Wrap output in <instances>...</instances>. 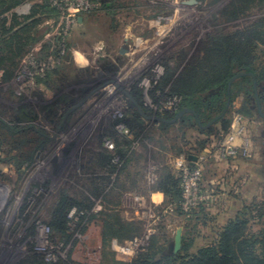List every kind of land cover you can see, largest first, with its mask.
<instances>
[{"label":"rangeland","instance_id":"obj_1","mask_svg":"<svg viewBox=\"0 0 264 264\" xmlns=\"http://www.w3.org/2000/svg\"><path fill=\"white\" fill-rule=\"evenodd\" d=\"M12 1L0 0V264L44 258L37 246L46 244L62 255L57 264H131L152 237L174 252L178 231L207 235L204 225L211 219L225 222L237 215L253 232L264 230V0H20L6 10ZM222 41L232 42L247 65L229 70L222 113L209 110L217 118L208 124L182 122L194 114L187 109L163 122L165 97L181 85L180 77L186 84L190 78L211 83L201 98L206 105L215 100ZM137 42L146 53L134 51L128 65L120 50ZM134 88L142 92V107L132 97ZM137 111L149 119L140 137L127 133L131 151L146 154L148 147L153 160L129 153L127 164L116 161L109 190L93 199L97 218L70 212L64 236L50 229V207L60 192L79 200L93 197L92 174L102 173L98 154L124 146L126 128L118 130L115 121H135ZM236 123L237 155L221 158L219 145ZM39 130L52 143L37 152L31 167L18 169L42 141ZM189 155L200 159V187L209 196L202 205L206 220L199 207L181 212L144 199L166 170L180 179L176 161L190 164ZM128 170H142L149 184L142 192L128 191L121 207L117 188ZM136 196L143 197L142 206L133 202ZM106 215H120L142 228V236L124 243L104 240Z\"/></svg>","mask_w":264,"mask_h":264},{"label":"trees","instance_id":"obj_2","mask_svg":"<svg viewBox=\"0 0 264 264\" xmlns=\"http://www.w3.org/2000/svg\"><path fill=\"white\" fill-rule=\"evenodd\" d=\"M18 4H20V0H13L12 5H9L6 10ZM222 42L221 45L223 48H218L219 50L216 51L220 59V65L218 68L216 67L217 75L215 76V82L219 85L220 91L215 97V100L212 103L208 102V105H206V102L201 98V93L205 92L211 83L209 84L207 81L196 83L195 79L190 78L186 84L187 81H184V78L182 79L180 77L179 81L182 80L180 82L181 85H178L179 87L175 88L171 94L165 97L166 99H177L175 110L173 112H162L163 119L170 121L178 113L188 109L193 111L194 114L186 116L182 122L193 120L195 123L197 121H204V124H208L217 118L213 117L209 110H214L216 107L219 108L217 115L222 113L225 107L224 98L228 96V83L232 78L229 70H232L235 64H238L239 67H247L241 57L242 55H237V48L233 47L232 42ZM132 97L137 104L141 107L143 106L141 90L134 88ZM118 125H123L128 134L133 133L137 137H140L146 130L144 119L138 111L135 121L121 119L115 121V126L117 127ZM163 126L165 128L169 127L168 124H163ZM227 127L228 124H225L223 129L227 130ZM36 133L42 141L39 142L36 150L24 163L18 164V169L23 164L31 167L34 164L37 152L45 150L52 143L44 132L39 130ZM128 134L124 136L126 141L123 147L115 149L114 153L103 152L97 156V163L99 164L101 172L107 174L109 177L117 170L114 167L116 166V160L124 165L129 161L128 153L132 147V143L126 139ZM181 183V178L178 179L171 176L166 170V172L160 174L157 187L168 199L170 205L182 212L183 196ZM93 194L95 198L101 196V193L98 192ZM93 209L94 203L90 198L79 200L66 191H62L56 196L54 203L50 207L49 228L54 229L59 235L64 236L67 232L68 216L71 211L76 210V213L81 215L82 219L88 217V219L93 221L97 218L95 214H92ZM196 210H192L191 212ZM198 210L204 214V219L206 220L208 218V214L205 213L206 209L201 205ZM244 210L247 211L248 208H244ZM211 222L212 224L208 227L207 224L204 225L208 228L207 235H201L198 232L195 237L191 232L187 237L183 236L181 249L177 253L168 251L159 245L155 237H152L146 250L138 253L131 264H264V230L257 233L253 232L249 227L248 220L240 215L230 217L225 222L213 219H211ZM102 223L104 240H116L119 243H124L125 241H132L142 236V228L136 227L135 224L126 223L120 215H106ZM198 238H201L204 245L197 246ZM26 264H45V262L44 258L34 256ZM59 264L69 263L60 262Z\"/></svg>","mask_w":264,"mask_h":264},{"label":"crops","instance_id":"obj_3","mask_svg":"<svg viewBox=\"0 0 264 264\" xmlns=\"http://www.w3.org/2000/svg\"><path fill=\"white\" fill-rule=\"evenodd\" d=\"M141 43L142 42H137V43H135L133 45H132V43H130L132 45L131 46L132 47L131 50H129V47H128L129 45H128L127 48H124V49H126V53L123 54V55L120 54L121 55L120 58H125L128 61L127 64L130 65L133 62V56L135 54L134 51L138 50V52H140L143 55H145V53H146L145 50L146 49H144V48H146V47H145V45H141ZM140 60H142V59H140ZM126 69L127 70L123 74V76H124L123 78L128 79V77L131 74L130 73L131 67H127L126 66ZM138 112L140 113V115L144 119V122L146 121L145 119H147V120L149 119L148 117L143 115L141 113V111H138ZM163 122L168 123V121H163ZM128 138H131V137L127 136L126 139L129 140ZM131 148H130L129 153L134 154L136 160L139 159L140 157L144 158L145 162H148L151 159L153 160V153H151V151L148 150V147L145 149L146 154L143 153L144 149H142V151L138 150V149H133L134 151L132 150L133 151L132 152ZM187 161L190 164H197V163H199L200 159L197 158L196 156L189 155L188 158H187ZM180 163H181V159H177L176 164H177L178 168H179ZM168 168H169V166H168ZM179 171H180V169H179ZM170 175L175 177V178H177L176 175L172 172V170L170 172ZM99 176H100V178H98ZM125 178L131 179V183H129V184L126 183V179ZM125 178H123L120 181V183L118 185V188H117L118 189L117 205L121 206V207H123L125 205L126 193L128 191H132V192H139L140 191V192H142L145 189L147 190V184H149V181L147 180L146 176L143 174L142 170L141 171L139 170V171H136V172L128 170L126 172V177ZM92 179H93L92 183L94 185L92 187V193L98 192V193H101V195L102 194L105 195L106 191L109 190L110 177L107 174H105V173H101V175H99V173L97 172V173H93L92 174ZM157 186H158V180L152 186L148 187V195L144 199H146L148 204L151 205V206L160 207V206H164L165 204H168L169 206H171L170 203L168 202V199L165 197V195L163 193H161L158 190ZM132 198H133V202L134 203L142 206V203L144 202V199H143L142 196H140V197L136 196V197H132ZM90 199L94 203L93 199H96L94 197V194H93V197H90ZM94 207H95V203H94ZM93 211H94V209H93ZM123 220H124V218H123ZM182 237H183V235H182Z\"/></svg>","mask_w":264,"mask_h":264},{"label":"built area","instance_id":"obj_4","mask_svg":"<svg viewBox=\"0 0 264 264\" xmlns=\"http://www.w3.org/2000/svg\"><path fill=\"white\" fill-rule=\"evenodd\" d=\"M145 82V81H144ZM143 82V84H145ZM169 102V107L162 108V112L168 111V112H173L175 110L176 104H177V99L172 98V99H166ZM165 100V101H166ZM118 113H115L113 116L115 119L118 118ZM240 120V119H239ZM239 125V124H238ZM236 123V128L235 131L233 132V135L230 136L225 142L220 143L219 148V156L221 158H235L237 155V147L235 145L236 139L239 137L241 134V128H238L239 126ZM118 130H125V127L123 125H118L117 126ZM127 134V130L125 131ZM106 146L110 149L113 150L114 147L111 143L107 142ZM117 161V160H116ZM200 162V161H199ZM199 163L197 164H183L180 163L179 169L181 173V188H182V196H183V204H182V209L185 212H190L192 210L197 209L199 206L203 205L204 203H207L209 200V196L206 195V193L203 192V190L200 187V180H201V170L198 166ZM76 210L71 211V214H74ZM51 231L48 228L47 229V234H49ZM50 236V235H49ZM116 241H114V244ZM53 245V244H52ZM131 248L132 244L129 245ZM122 250L123 254H128L130 253V249H127L126 247H120ZM37 252H40V254L43 255L44 259L48 263H57L59 262L63 257L62 255L56 251L51 245L47 246L43 245L37 246Z\"/></svg>","mask_w":264,"mask_h":264},{"label":"water","instance_id":"obj_5","mask_svg":"<svg viewBox=\"0 0 264 264\" xmlns=\"http://www.w3.org/2000/svg\"><path fill=\"white\" fill-rule=\"evenodd\" d=\"M126 53V49L122 48L120 50V54L123 55ZM185 111L180 112L178 116H181ZM188 112V111H187ZM181 244H182V234L180 231L177 232L176 236H175V243H174V253L179 252V250L181 249Z\"/></svg>","mask_w":264,"mask_h":264}]
</instances>
